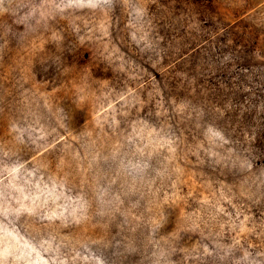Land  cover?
Returning <instances> with one entry per match:
<instances>
[{
  "label": "rangeland",
  "instance_id": "374dc122",
  "mask_svg": "<svg viewBox=\"0 0 264 264\" xmlns=\"http://www.w3.org/2000/svg\"><path fill=\"white\" fill-rule=\"evenodd\" d=\"M0 264H264V0H0Z\"/></svg>",
  "mask_w": 264,
  "mask_h": 264
}]
</instances>
